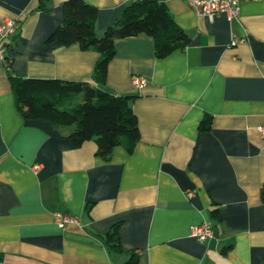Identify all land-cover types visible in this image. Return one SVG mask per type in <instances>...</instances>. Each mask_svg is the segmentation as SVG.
I'll return each mask as SVG.
<instances>
[{"label": "crops", "instance_id": "1", "mask_svg": "<svg viewBox=\"0 0 264 264\" xmlns=\"http://www.w3.org/2000/svg\"><path fill=\"white\" fill-rule=\"evenodd\" d=\"M64 1L0 0V22L19 24L2 44L9 70L0 58V264H124L131 253L139 264H264V0L239 2L232 20L165 0L188 45L158 56L145 32L115 35L105 84L98 51L47 42ZM85 1L102 35L132 0ZM234 33L245 40L232 45ZM9 72L132 94L140 139L109 159L94 140L72 145V127L24 118ZM134 74L147 82L134 87ZM57 210L77 221L59 226ZM203 220L214 230L204 242L190 234ZM117 222L123 251L104 237Z\"/></svg>", "mask_w": 264, "mask_h": 264}, {"label": "trees", "instance_id": "2", "mask_svg": "<svg viewBox=\"0 0 264 264\" xmlns=\"http://www.w3.org/2000/svg\"><path fill=\"white\" fill-rule=\"evenodd\" d=\"M50 0H39L41 10L50 8ZM63 18L47 42L64 45L79 43L82 49H94L98 58L94 79L105 84L108 66L116 53L115 35L128 37L146 33L154 38L156 54L166 56L190 42L189 35L175 22L165 0H132L116 22L102 35L96 34L97 6L85 0H65ZM9 70L10 59L6 56ZM20 113L26 119H46L58 127H72L64 133L72 145L88 140L98 145V153L109 159L113 147L122 144L132 150L140 139L138 118L132 109V94H114L85 80L24 77L9 72ZM211 121L205 118L203 127ZM264 199V186L262 188ZM121 222L104 236L109 250L123 251ZM213 224V223H212ZM124 264H139V254L131 253Z\"/></svg>", "mask_w": 264, "mask_h": 264}, {"label": "built area", "instance_id": "3", "mask_svg": "<svg viewBox=\"0 0 264 264\" xmlns=\"http://www.w3.org/2000/svg\"><path fill=\"white\" fill-rule=\"evenodd\" d=\"M243 0H188L190 5L198 15H204L210 19L219 17L220 15L226 16L229 20L237 18L240 13V3ZM16 18H7L0 22V58L7 65L5 48L2 46L3 42L14 34L19 24ZM246 36H240L236 33L232 35L231 44L235 45L242 40H245ZM147 82V78L142 75L134 74L132 76V84L134 87L139 88ZM262 137L264 139V126L260 128ZM34 168L39 169V165H35ZM54 219L56 223L64 227L71 222H76V215L74 216L70 212L57 210L54 213ZM213 224L210 220H203L202 222L195 224L191 228V235L198 238L200 241H205L213 236Z\"/></svg>", "mask_w": 264, "mask_h": 264}]
</instances>
